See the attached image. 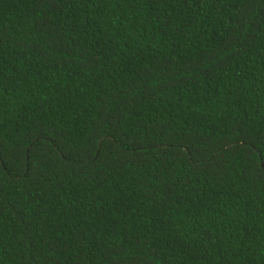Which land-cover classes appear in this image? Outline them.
<instances>
[{"label":"trees","instance_id":"trees-1","mask_svg":"<svg viewBox=\"0 0 264 264\" xmlns=\"http://www.w3.org/2000/svg\"><path fill=\"white\" fill-rule=\"evenodd\" d=\"M0 264H264V0H0Z\"/></svg>","mask_w":264,"mask_h":264}]
</instances>
